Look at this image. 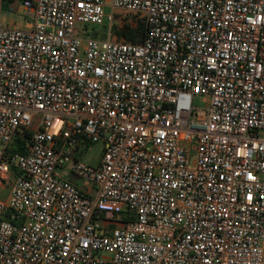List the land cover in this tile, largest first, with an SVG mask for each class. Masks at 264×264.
<instances>
[{
    "label": "built area",
    "instance_id": "2783aa9c",
    "mask_svg": "<svg viewBox=\"0 0 264 264\" xmlns=\"http://www.w3.org/2000/svg\"><path fill=\"white\" fill-rule=\"evenodd\" d=\"M6 188L0 264H264V0H0Z\"/></svg>",
    "mask_w": 264,
    "mask_h": 264
},
{
    "label": "rangeland",
    "instance_id": "374dc122",
    "mask_svg": "<svg viewBox=\"0 0 264 264\" xmlns=\"http://www.w3.org/2000/svg\"><path fill=\"white\" fill-rule=\"evenodd\" d=\"M15 6L16 7L14 9L11 5H3L1 11V23L3 26L16 25L19 27H24L25 24L29 21L28 18L24 16V12L22 10L21 4L15 2ZM84 32H86L83 35L84 38L87 36L106 37L110 34L108 27L99 26V25H86L84 27ZM194 105L201 107L203 105L202 99L199 98L194 99ZM101 158H102V145L100 143H94L91 144L88 147V149L83 151L80 160L89 166L96 167L99 164ZM12 172L14 175H18L16 174L17 173L16 169H12ZM68 179L78 188L83 189L82 182L78 178H76V176L68 175ZM7 194H8V189L7 188L3 189V191L0 193V197L5 198Z\"/></svg>",
    "mask_w": 264,
    "mask_h": 264
},
{
    "label": "trees",
    "instance_id": "16d2710c",
    "mask_svg": "<svg viewBox=\"0 0 264 264\" xmlns=\"http://www.w3.org/2000/svg\"><path fill=\"white\" fill-rule=\"evenodd\" d=\"M110 36L118 41L138 44L141 43L145 37L146 26L143 17L137 13H125L115 12L113 16V22L109 29ZM101 38L103 36H100ZM30 131L25 133V136H29ZM26 140L18 137L12 143L11 150L24 154L26 152ZM16 174H20L17 172Z\"/></svg>",
    "mask_w": 264,
    "mask_h": 264
}]
</instances>
